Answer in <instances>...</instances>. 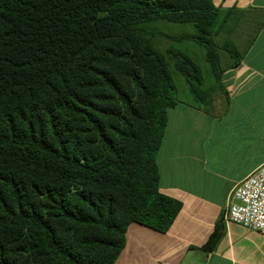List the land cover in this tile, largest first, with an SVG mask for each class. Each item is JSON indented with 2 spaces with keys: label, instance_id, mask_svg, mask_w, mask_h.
<instances>
[{
  "label": "trees",
  "instance_id": "1",
  "mask_svg": "<svg viewBox=\"0 0 264 264\" xmlns=\"http://www.w3.org/2000/svg\"><path fill=\"white\" fill-rule=\"evenodd\" d=\"M227 20L213 0H0V264H114L131 223L170 229L181 203L157 155L173 70L196 106L214 98L167 45L203 48L224 91L220 52L240 58Z\"/></svg>",
  "mask_w": 264,
  "mask_h": 264
},
{
  "label": "crops",
  "instance_id": "2",
  "mask_svg": "<svg viewBox=\"0 0 264 264\" xmlns=\"http://www.w3.org/2000/svg\"><path fill=\"white\" fill-rule=\"evenodd\" d=\"M240 50L209 107L168 109L160 192L181 203L167 232L138 222L114 264H264V236L226 222L236 185L264 165V0H213Z\"/></svg>",
  "mask_w": 264,
  "mask_h": 264
},
{
  "label": "built area",
  "instance_id": "3",
  "mask_svg": "<svg viewBox=\"0 0 264 264\" xmlns=\"http://www.w3.org/2000/svg\"><path fill=\"white\" fill-rule=\"evenodd\" d=\"M225 221L264 236V165L236 185Z\"/></svg>",
  "mask_w": 264,
  "mask_h": 264
},
{
  "label": "rangeland",
  "instance_id": "4",
  "mask_svg": "<svg viewBox=\"0 0 264 264\" xmlns=\"http://www.w3.org/2000/svg\"><path fill=\"white\" fill-rule=\"evenodd\" d=\"M164 30L167 31L168 33L172 35H179L183 32H191L193 30L192 26H180V25H165ZM161 28V29H163ZM160 43L157 42L158 47L163 51L164 48L167 46H173L177 49L183 50L186 52L189 56H191L197 63L200 65L202 68L204 75H205V80L207 83V86L212 89V96L211 98H215V96L222 91L218 87L217 80L215 79L209 63L206 61L205 56L206 52L203 48L200 46L194 44V43H169L167 45V42L164 43V46H162L163 42L159 41ZM167 45V46H166ZM238 49V48H237ZM241 50V49H240ZM240 50L238 49V52L240 53ZM221 55V64L220 66L225 69L226 65L228 64V60H232L233 58L229 55V53L225 51L220 52ZM174 73V78L175 81L178 85V93L177 97L180 101H193V98L191 97L188 89V85L186 83V79L183 75L175 72Z\"/></svg>",
  "mask_w": 264,
  "mask_h": 264
}]
</instances>
